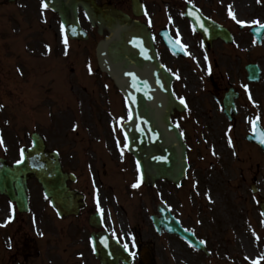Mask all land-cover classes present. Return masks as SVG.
<instances>
[{"label":"rangeland","instance_id":"1","mask_svg":"<svg viewBox=\"0 0 264 264\" xmlns=\"http://www.w3.org/2000/svg\"><path fill=\"white\" fill-rule=\"evenodd\" d=\"M115 1L122 8L130 10V0ZM184 1L187 0H147V13L149 17H152L153 14H164L168 10L170 18H180L181 13L176 12V6L183 7L181 2ZM194 1L204 4L210 10L213 6H218L224 11V8L227 9L231 4V11L241 20L250 21V23L254 21L264 23V0ZM40 5L39 0H20L16 5L13 4V7L7 3L0 5V27H5L0 28V137L3 138V143L0 144V156L5 155L11 161L16 160L18 147L27 146L30 143V134L39 130L46 134L51 148L58 147L60 143L66 144L67 153L64 157L66 164L82 173L81 178L86 177L91 170L85 171L80 166V161L86 164V161L90 160L94 167L100 166L101 173L98 175L107 186L104 187V192L107 196L117 193L120 202L126 205L127 213L124 211L123 218L131 219L135 226L144 225L145 229L144 227L142 229L145 238L149 235L145 232L149 229L148 216L155 212V206L162 198L170 202L176 215L184 221L187 227L212 239L211 243L215 245V250L221 251L222 255L227 251L233 256L231 262L213 257V261L207 264H228V262L239 264L243 258L251 261L248 257L253 255L264 257V242L261 236L263 231H260L258 225V206L256 202L251 204L250 199L248 200L252 193L250 189L248 192L247 188L251 182H254L257 187L261 188L258 195L264 197V153L256 144L248 142L243 136L245 132H251V124L256 117L262 119V124H264V73L260 83L251 85L248 89L244 87L246 97L240 104V115L234 124H229L220 114V110L215 107V102L210 101L209 104L204 101L201 92L203 86L198 80L199 67L194 66L192 59L172 61L170 64L181 77L179 87L183 85L181 91L188 96L190 101V109L187 113L190 112L194 120L179 116L187 133L186 138L192 162L191 178L189 177L183 185L186 192L184 189L178 192L170 184H160L161 186L154 192L145 189L141 192H134L129 189V184L134 177L131 158L123 163L120 161L123 158L117 154L113 157L101 155L96 159L93 154L92 158H89L90 156L88 157L84 152L74 151L72 153L75 144L76 146L85 144L84 137L89 136V129L98 130L97 134L104 136L106 141L114 146L115 144L111 141L112 124L109 121H115V114L123 113L119 102L121 98L116 89L113 86H111V91L104 88L106 84L104 82L111 84L107 77H102L98 73L93 77L96 80L94 83L92 78L82 81L75 79L72 75L75 70L83 69L80 68V63L73 61L72 57L80 54L82 48H85L83 53L87 56V51H91L92 48L94 50L95 43L100 37L94 29L92 40L79 42V44L74 43L71 56L66 57L67 59L64 56L59 57V52L63 49L62 45L55 42L56 46H53L55 44L51 39V35L58 31L56 28L57 15L46 11ZM43 9L48 21L45 23L40 21ZM159 16L157 19L161 20L162 16ZM176 20L180 23L179 19ZM35 26L40 29V33L30 29ZM15 30L17 33L18 30H22L21 34L24 39L20 44L19 41L18 44L13 42L12 34H15ZM3 35L5 39L2 40ZM238 41L239 62L245 63V59L257 62L264 71V42L261 46H254L256 43L251 40L243 42L241 35ZM38 42V47L41 46V49L45 47L50 53L47 56V62L41 64L40 68H37L39 61L33 56V53L39 51L36 46ZM17 50L19 51L18 57L15 53ZM165 53L167 54L166 51ZM168 59L172 60V57L168 56ZM91 61L95 63L94 57ZM29 77V83L32 84L28 87L26 84ZM83 78L86 77L83 76ZM235 79L234 84L239 89H243L242 84L246 83L243 70L235 73ZM223 83L226 85L227 81L224 80ZM104 101L105 105L102 104ZM111 110L114 113L111 119H108L112 113ZM205 112L207 114L204 116ZM43 116L45 118L41 119ZM40 119L47 123L42 126ZM72 126L74 128L80 126V129L74 132L71 129ZM74 133L76 135L73 146L71 143ZM232 155L237 156L236 160ZM126 168L128 173L124 172ZM190 180L198 182L197 193L192 191V186L189 185ZM87 185V182L82 181L81 188H85V191L90 193V187L88 188ZM30 188L34 212L41 215L43 212L50 211L41 196L40 186L35 180L31 181ZM215 194H218L217 198L221 200L220 202H213ZM6 204V200L0 197L1 219L6 214ZM247 213L254 225L246 218ZM28 217L24 216V218ZM41 217L43 223L46 224L44 215ZM2 230L0 229V234ZM56 230L57 228L50 231H52L51 236L57 241ZM28 234L30 244L34 245L36 238L31 236L34 235L31 226ZM152 235L159 264H186L185 260L189 261V264L204 263L199 255L188 252L182 241L168 235L164 237H157L154 233ZM3 241L4 238L1 239L0 236V245ZM0 248L3 249V247ZM169 255L173 259H170ZM6 256V252L1 251L0 260L7 261L8 256L7 258Z\"/></svg>","mask_w":264,"mask_h":264},{"label":"water","instance_id":"2","mask_svg":"<svg viewBox=\"0 0 264 264\" xmlns=\"http://www.w3.org/2000/svg\"><path fill=\"white\" fill-rule=\"evenodd\" d=\"M44 2L58 14L72 38H87L79 21L80 7L91 24L98 27L100 34L105 29L108 31L106 37L97 45V58L100 68L113 79L130 109V118L124 124V131L128 150L136 158L141 180L147 185H155L160 179L180 184L186 177L188 168L187 146L178 125L172 122V115L175 110H183L185 104L174 95L172 84L175 75L169 73L160 62L151 31L144 23L109 3L99 5L96 0ZM141 8L140 0H133L136 15L141 14ZM187 14L199 30V16L194 13ZM263 30L262 27L254 32L261 38L260 31ZM167 44L175 54L182 49L173 40L167 39ZM249 69L250 77L257 80V67L252 66ZM231 104L233 108L234 104ZM261 133L264 131L257 122L254 137L248 138L264 148ZM32 139V147L23 152V163L10 166L0 159V193L16 200L19 208L24 210L28 198L27 180L35 177L61 213H77L81 206L78 202L79 195L67 184L73 177L63 170L59 155L47 150L39 135L34 134ZM159 212L161 217H153L154 225L159 231L165 228L200 247L196 238L180 225L168 209L160 205ZM113 245L114 242L111 245L114 250ZM126 259L128 260L127 256Z\"/></svg>","mask_w":264,"mask_h":264},{"label":"flooded vegetation","instance_id":"3","mask_svg":"<svg viewBox=\"0 0 264 264\" xmlns=\"http://www.w3.org/2000/svg\"><path fill=\"white\" fill-rule=\"evenodd\" d=\"M198 7L206 18H211L227 28L229 35L227 34L225 39L221 37H211L210 44L207 46L203 35L195 31L191 22L186 17V24L183 22V19H180V23L175 22L171 26L169 25L168 31L175 39L188 45L189 51L195 52L194 60L197 63L195 61L192 63L194 66L197 64L200 66L198 80L203 86V88H201L203 99L209 104L210 101L215 102V107L220 109L222 111V116L227 119L224 114V98L226 93L230 89L239 92V97L236 100L237 105L243 102L245 98L243 89H238L234 84L236 80L235 73L243 70L245 81H247L248 72L246 68L248 64L253 63V61H248L246 59L244 60L245 63L239 62L237 55V40L239 39V35H241V40L243 42H248L250 39H253L254 36L250 27L246 28L245 24L238 25V20L233 19L232 15L229 14L230 9H225L220 12L210 10L204 4H200ZM229 8H232L231 4ZM181 22L184 25H182ZM184 27H186V29H183ZM152 30L156 40L160 41V29L156 30L154 28ZM190 40L192 42H190ZM165 57L166 56H164V58L161 57L162 61L173 71L170 60ZM209 67L211 69L210 71ZM224 80L227 81L226 85L223 83ZM180 81L181 78L177 76L175 84L176 91L178 96L186 101L187 108H189L190 102L188 96L181 91V89L183 90V85L179 87L181 84ZM249 85L251 86L252 83L248 84V86ZM177 114L183 115L181 113ZM206 114L205 112L204 116ZM238 117L239 112L237 116L234 117L233 122H235ZM115 141H117V136H115ZM103 149L105 150V157L110 156L106 149ZM72 150L74 152L76 148ZM96 150L97 152H101V149ZM80 152H83V150L80 149ZM105 163L107 164V162ZM83 169H86V167H83ZM108 172L109 170L107 171L106 178L108 177ZM82 181L87 182V187H89V179L87 176L80 179V186ZM101 184L104 185L103 181H101ZM105 187L107 186L105 185ZM112 195L115 197L107 196L106 193L103 192L97 199L99 200V207L97 200L91 195L90 200H92L93 203L89 202L88 211H82L78 215L60 216L47 205L50 211L41 214L42 216L44 215V219L47 221L46 224L43 223L41 215L35 212L18 213L17 210L15 211L14 204L11 206L13 213H9L6 204V214L4 216H8V221L6 222L7 226L0 234L1 239L4 238L3 244L0 245L3 249H0L6 252L8 258L6 256L7 261L0 260V264H103L96 255L95 246L93 244L95 234L100 230H96L91 216L99 208H102L105 214L104 209L105 207H110L112 204L110 202L111 199L114 202H119L120 210L123 211L122 214H124V211L126 212V205L120 202L117 193H113ZM43 200H45L46 203V198L44 199L43 197ZM24 216L29 217L24 218ZM115 216L116 218L111 220L108 215H104V225L113 237L118 238L124 246L130 249L134 255V264H143L140 258V252L143 246H149L155 255L153 235L150 233L151 230H145L146 233H149V235H146L147 238H145V236L142 235V231H139L140 227L134 226L135 224L131 219L128 220V218L125 219L123 218L124 216L120 217L116 214ZM127 224L133 226L130 230L133 231V233L124 230L123 227ZM30 226L34 234L31 236L36 238V243L34 245L30 244L29 240L28 231H30ZM54 228H57L56 234L58 242L51 236L52 231L50 230H55ZM50 240L51 243H49ZM52 241H55V243H52ZM118 264L125 263L118 259ZM153 264H158L156 255ZM262 264H264V261Z\"/></svg>","mask_w":264,"mask_h":264},{"label":"snow or ice","instance_id":"4","mask_svg":"<svg viewBox=\"0 0 264 264\" xmlns=\"http://www.w3.org/2000/svg\"><path fill=\"white\" fill-rule=\"evenodd\" d=\"M44 8H47L48 7V5L46 4V3H44L43 5H42ZM229 14L230 15H232V17H233V19H236V15H235V13L234 12H232L231 11V8H230V12H229ZM238 23H245L244 21H237ZM253 23H259V21H254ZM201 27H203V24H201ZM61 29H62V31L64 30V26L62 25L61 26ZM74 31V30H73ZM174 43H175V41H173ZM64 43H65V45H67L68 44V39H67V36H65V38H64ZM211 69H210V67H209V71H210ZM246 88H247V86H245ZM249 96H250V98H251V95L249 94ZM181 103H185V101L183 100V99H181ZM259 120V117H256V121H258ZM256 121H253V125H254V127H255V123H256ZM3 143V138L2 137H0V144H2ZM261 143H264V133H261ZM21 155H23V152H21ZM17 163H23V161L22 160H19V161H17ZM139 186V184H134L133 185V187H138ZM97 204H98V207H99V200H97ZM100 211L101 212H103V209H100Z\"/></svg>","mask_w":264,"mask_h":264},{"label":"bare ground","instance_id":"5","mask_svg":"<svg viewBox=\"0 0 264 264\" xmlns=\"http://www.w3.org/2000/svg\"><path fill=\"white\" fill-rule=\"evenodd\" d=\"M215 200H217V201H219V202L221 201V200H220V199H218V198H217V199H215Z\"/></svg>","mask_w":264,"mask_h":264}]
</instances>
